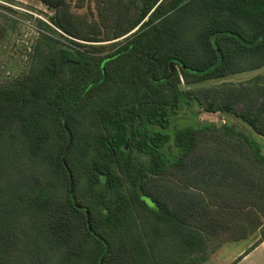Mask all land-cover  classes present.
Here are the masks:
<instances>
[{"label":"trees","instance_id":"trees-1","mask_svg":"<svg viewBox=\"0 0 264 264\" xmlns=\"http://www.w3.org/2000/svg\"><path fill=\"white\" fill-rule=\"evenodd\" d=\"M37 1L50 23L0 82V264H203L231 224L263 227L262 145L176 122L197 105L264 139V73L180 87L264 67V0H97L98 19ZM134 30L106 53L67 38Z\"/></svg>","mask_w":264,"mask_h":264},{"label":"rangeland","instance_id":"rangeland-1","mask_svg":"<svg viewBox=\"0 0 264 264\" xmlns=\"http://www.w3.org/2000/svg\"><path fill=\"white\" fill-rule=\"evenodd\" d=\"M69 3L73 13L87 16L89 19H98L97 0H70ZM53 14L54 10L47 8V6L37 0H0V82L19 77L27 71L29 67L28 53H30L32 43L38 35L36 20L50 23L49 16ZM136 30L117 40L111 41L87 42L74 39L70 36H67V38L75 40L83 45H104V52L106 53L110 51L114 43L126 42V39L131 37ZM261 73H264V67L259 70L233 74L223 79L211 80L193 85H188L181 77L180 87L183 90H187L225 81L240 82ZM242 109L243 105L237 106V111L240 112ZM177 118L176 123L182 128L198 122L232 124L261 144L264 153V139L258 136L247 123L237 118L235 115L208 113L203 108L193 105L191 108L187 106L181 108L178 111ZM227 229L228 231L224 233V235L210 242L209 246H207V261L211 256H214L218 251L223 249V246L229 241L239 242L241 239L248 238L249 235L253 236L255 234H260L261 237L264 236V227L251 232L250 229L245 228L244 224L240 223L236 225L231 224ZM238 238L239 240H236ZM246 244V242H240L239 244L231 246V250H240Z\"/></svg>","mask_w":264,"mask_h":264},{"label":"crops","instance_id":"crops-1","mask_svg":"<svg viewBox=\"0 0 264 264\" xmlns=\"http://www.w3.org/2000/svg\"><path fill=\"white\" fill-rule=\"evenodd\" d=\"M240 242L247 244L240 250L232 251L231 246ZM204 264H264V239L261 240L260 234H255L239 242L229 241Z\"/></svg>","mask_w":264,"mask_h":264},{"label":"water","instance_id":"water-1","mask_svg":"<svg viewBox=\"0 0 264 264\" xmlns=\"http://www.w3.org/2000/svg\"><path fill=\"white\" fill-rule=\"evenodd\" d=\"M173 75H174V69L171 70V76H170V78L173 77ZM128 147H129V143H127L126 149H128ZM71 179H72V177H71ZM72 187H73V180H72ZM88 221L90 222V217L89 216H88Z\"/></svg>","mask_w":264,"mask_h":264}]
</instances>
